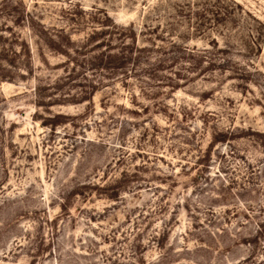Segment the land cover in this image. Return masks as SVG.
<instances>
[{
	"label": "rangeland",
	"instance_id": "1",
	"mask_svg": "<svg viewBox=\"0 0 264 264\" xmlns=\"http://www.w3.org/2000/svg\"><path fill=\"white\" fill-rule=\"evenodd\" d=\"M0 264H264V0H0Z\"/></svg>",
	"mask_w": 264,
	"mask_h": 264
},
{
	"label": "trees",
	"instance_id": "2",
	"mask_svg": "<svg viewBox=\"0 0 264 264\" xmlns=\"http://www.w3.org/2000/svg\"><path fill=\"white\" fill-rule=\"evenodd\" d=\"M105 28L106 29L101 32L94 31L88 39L92 42L99 40V42L96 43L95 47L105 48L104 51L101 52L100 56L94 59V63L92 64L94 68L108 72L122 70L127 72L129 70L131 71L136 69L142 70V66H145L147 68V71H153L154 74L161 70L160 68L163 67V61L160 59H155L154 61H147L146 64L143 62V57L141 56V53H145L146 49L139 48L135 45L136 39L135 36L132 35V31L130 29L126 30L124 28H119L113 23H111L110 25H105ZM109 28L112 31L116 32L120 30L118 36L123 42L122 46L120 47V51H117L116 53L114 52L115 48L110 46L111 40H107L106 38L101 37H106L107 35H109L110 37V33L112 31H107L109 30ZM125 40H128L130 43L126 44ZM172 89H176V87L173 86Z\"/></svg>",
	"mask_w": 264,
	"mask_h": 264
}]
</instances>
